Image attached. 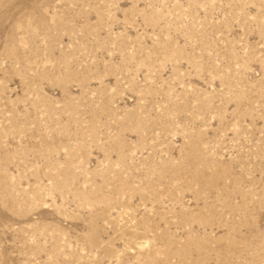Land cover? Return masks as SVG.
<instances>
[{"label": "rangeland", "instance_id": "1", "mask_svg": "<svg viewBox=\"0 0 264 264\" xmlns=\"http://www.w3.org/2000/svg\"><path fill=\"white\" fill-rule=\"evenodd\" d=\"M0 264H264V0H0Z\"/></svg>", "mask_w": 264, "mask_h": 264}]
</instances>
